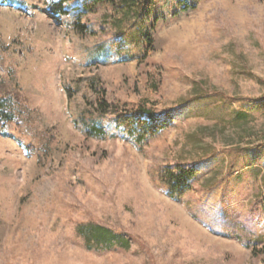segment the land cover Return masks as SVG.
Instances as JSON below:
<instances>
[{
  "label": "rangeland",
  "instance_id": "rangeland-1",
  "mask_svg": "<svg viewBox=\"0 0 264 264\" xmlns=\"http://www.w3.org/2000/svg\"><path fill=\"white\" fill-rule=\"evenodd\" d=\"M84 1L0 0V264H264V0Z\"/></svg>",
  "mask_w": 264,
  "mask_h": 264
},
{
  "label": "trees",
  "instance_id": "trees-1",
  "mask_svg": "<svg viewBox=\"0 0 264 264\" xmlns=\"http://www.w3.org/2000/svg\"><path fill=\"white\" fill-rule=\"evenodd\" d=\"M155 0H85L84 6L89 10L95 8L97 5L108 6L111 5L113 12L107 16L111 19L112 25L115 28L117 34L119 35L120 40L124 43V47L127 48V58L135 59L142 56H145L147 53V47L152 45V37L147 27V22L149 16L151 15L153 4ZM90 6V8H89ZM190 8V7H189ZM53 11L59 13L60 9L57 6L53 7ZM198 92V91H197ZM205 95V94H204ZM203 94H196V98H201ZM102 112H107L109 106L103 107L101 105ZM141 113H137L130 120L127 118L120 117L119 122L123 125L124 129L127 131L133 132L134 129H140L141 138L146 137L147 134L153 133L157 130L158 127H153V124H144L143 128L139 126V117ZM145 114V113H143ZM152 120H154L153 114L148 111ZM239 119L247 118V114L244 111L238 113ZM242 125V124H241ZM244 131L247 129L245 126L241 127ZM247 131H245L246 133ZM191 138L195 137V141L199 142L197 138H202L201 135H190ZM249 150L246 147H235L233 149L236 152V155H241L245 151ZM216 154V148L212 145L203 150V155L201 156L200 161L213 157ZM234 156V153H233ZM233 162H230L229 169H233ZM194 166L190 165V169L186 170L184 168L178 169V172H171V175L168 176V184L173 190L171 193L172 196L177 198L174 190L178 189L180 192H183L189 187V178L193 175Z\"/></svg>",
  "mask_w": 264,
  "mask_h": 264
},
{
  "label": "bare ground",
  "instance_id": "bare-ground-1",
  "mask_svg": "<svg viewBox=\"0 0 264 264\" xmlns=\"http://www.w3.org/2000/svg\"><path fill=\"white\" fill-rule=\"evenodd\" d=\"M189 36V35H188Z\"/></svg>",
  "mask_w": 264,
  "mask_h": 264
}]
</instances>
